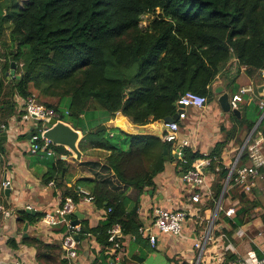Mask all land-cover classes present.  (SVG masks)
I'll use <instances>...</instances> for the list:
<instances>
[{"label":"trees","instance_id":"1","mask_svg":"<svg viewBox=\"0 0 264 264\" xmlns=\"http://www.w3.org/2000/svg\"><path fill=\"white\" fill-rule=\"evenodd\" d=\"M7 22V41L0 42L1 117L11 116L13 98L33 95L81 132L78 149L83 155L88 150L101 152L91 153L98 160L80 163L98 171L75 178L71 190L62 194V200L68 196L77 203L75 188L84 187L94 206L105 211L95 228L83 222L79 236L86 231L106 249L113 225H119L123 235L137 232L128 204L133 202L135 209L143 192L154 186L167 162L164 150L182 174L196 160L209 158L206 173L213 177V199L218 200L229 173L221 165L225 141L215 144L207 156L185 148L176 160L170 156L174 142L126 135L115 118L121 114L131 125L145 126L172 117L186 92L210 102L212 84L233 63L250 75L263 72L264 0H0V36ZM11 61L15 74L6 77ZM261 78L264 82V74ZM245 106L240 119L232 117L249 133L263 111L256 107L249 120L244 113L251 105ZM37 124L34 133L44 122ZM101 125L105 130L95 132ZM258 128L264 129V118ZM53 151L55 160L43 178L46 184L63 176L67 169L60 158L72 155L60 146H53ZM240 160L247 163L246 150ZM261 172L264 175V168ZM233 178L224 193L240 204L227 219L231 229L243 224L259 204L256 192L250 200L234 186ZM42 216L22 212L19 221Z\"/></svg>","mask_w":264,"mask_h":264},{"label":"crops","instance_id":"2","mask_svg":"<svg viewBox=\"0 0 264 264\" xmlns=\"http://www.w3.org/2000/svg\"><path fill=\"white\" fill-rule=\"evenodd\" d=\"M233 68L234 63L212 84L213 99L207 101L204 109L198 110L192 107L183 109L185 118L177 122L176 147L170 153L172 159L178 160L180 157L177 155L174 157L173 154L177 149L185 148L207 156L215 144L225 141L221 165L230 169L237 159L238 166L246 164L240 160L239 154L249 134L245 132L244 125L240 126L233 119H226L229 114L234 115L221 110L217 100L219 94L215 91L221 89V93H227L230 97L239 88L251 85L257 97L264 98L256 92V87L264 85L261 80L263 73L250 75L246 69ZM232 80L234 86L230 84ZM254 99L257 100L256 97ZM13 102L15 107L10 117L3 119L0 114V132L6 133L5 136L0 135V264L20 262L25 264H215L218 259L224 262L242 259L250 252L258 258L264 256L263 207L252 208L250 212L253 211L254 214L250 215L249 212L245 215L243 224L231 229L227 219L233 218L240 208L238 201L225 197L222 192L218 200H214L213 177L207 173L209 192L205 188L184 183L183 174L177 172L176 161L172 160L167 161L163 172L155 176L154 186L143 192L135 209L133 202H129L128 212H134L139 229L152 224L156 208L167 211L182 210L187 217L179 237L156 233L155 244L152 246L137 231L134 234H122L119 238V249L112 250L111 246L104 249L86 231L81 236L79 234L83 222L88 228H95L103 219L105 211L96 208L93 203H85L79 199L77 203L73 202L74 216H71L73 223H79V230L74 234L77 242L76 256L70 261L66 260L62 249L65 229L61 226H47L41 222V219L45 214L55 212L63 201L62 194L66 190H71L75 178L91 177L94 170L98 171L80 163L98 160L99 158L91 153L98 155L101 152L88 150L86 155L81 153L79 161L72 153L71 156H62L60 160L63 165L65 164L64 168L66 167L67 171L63 172V176H59L57 182L52 180L47 184L44 183L43 178L50 171V161L53 158L41 152H31V143L27 135L34 134L33 130L38 128V124L24 118L23 104L19 97L13 98ZM247 103L259 109L255 102L246 101L239 107L240 116H234L236 119L241 118ZM117 122L127 124L121 114L115 118L116 126ZM232 122L236 125L230 129ZM44 128L45 125L41 129ZM79 133L81 139L82 134L80 131ZM236 152V157L232 158V154ZM6 180L10 181L9 187L3 185ZM227 185L225 181L224 191ZM79 188L87 191L80 186H76L75 190ZM229 188L231 189V185L227 190ZM252 191L256 192L257 198L261 195L264 201V182L257 183ZM133 192V190L128 192L132 198L135 196ZM230 208L235 211L229 217L225 212ZM32 211L34 214L31 213ZM22 212L34 218L40 214L43 216L22 222L19 221ZM25 224L27 226L24 231ZM207 232H210V241L205 244L199 256L200 251L194 245L196 242L200 243ZM200 244L203 245L202 242ZM45 245L59 250H48L44 248Z\"/></svg>","mask_w":264,"mask_h":264},{"label":"built area","instance_id":"3","mask_svg":"<svg viewBox=\"0 0 264 264\" xmlns=\"http://www.w3.org/2000/svg\"><path fill=\"white\" fill-rule=\"evenodd\" d=\"M264 74V71L262 72ZM254 97L257 98V105L262 110L261 120L264 118V98L257 97L255 89L249 85L241 87L239 90L229 97V108L230 110H239L240 105L246 101L252 100ZM24 118L37 122H44L46 118H53L57 121L60 120V114L55 112L53 109L45 107L43 104L37 102L36 98L28 96L22 100ZM179 104L184 107H192L198 110L205 108L207 99L203 96L194 94L192 92L184 93L179 100ZM67 114V112H65ZM185 118L183 112L178 114L177 121L166 124L167 131L163 134L162 141L167 143L176 142L178 134L179 120ZM260 120V122H261ZM259 122V123H260ZM259 123L253 127V132L247 138L243 151L247 153V163L244 165H237V162L232 165L229 169V173L226 179L228 184L232 175H234L233 182L242 193L251 194L252 190L256 188L257 183L264 182V175L261 170L264 168V129H259ZM45 129H39L37 133L31 134L30 150L32 153L41 152L47 157L55 156L53 151V145L51 141L43 137V131ZM251 132V131H250ZM242 151V152H243ZM177 157L182 156V150L176 151ZM211 160L209 158H203L196 160L189 171L182 175L184 183L193 185L198 188H205L209 192L207 185L206 168L210 166ZM4 187L10 186V181L6 180L3 183ZM80 200L85 203H93L92 197L89 193L81 188L78 189ZM264 196V191H263ZM74 211V203L71 197H65L63 202L53 213L45 214L41 222L50 227L61 226L65 229V233L62 239V249L66 260L70 261L76 256L77 242L74 236L75 232L79 230L78 225H73L71 216ZM234 209H227L225 212L226 216L234 214ZM109 212V210H108ZM186 213L182 210L167 211L164 209L156 208L153 213V222L150 226L140 227L137 231L138 234L146 238L149 243L154 246L156 240V233L179 237L183 228V224L186 220ZM108 242L111 244L112 250H117L120 247L119 238L121 237V228L119 225H113L109 232ZM210 241V232H207L200 240L203 245L199 242L195 243V247L199 249V256L202 254L205 244ZM201 245V246H200ZM25 264V263H16ZM215 264H264V256L258 258L254 253L250 252L242 259L230 260L224 262L218 259Z\"/></svg>","mask_w":264,"mask_h":264},{"label":"water","instance_id":"4","mask_svg":"<svg viewBox=\"0 0 264 264\" xmlns=\"http://www.w3.org/2000/svg\"><path fill=\"white\" fill-rule=\"evenodd\" d=\"M14 74H15V65L11 61L10 69L6 73V77L14 76ZM215 92L217 94H219L217 100H218V103L220 105L221 110L225 113L231 112L234 116L239 117L240 116L239 110H230V108H229L228 94L227 93H221V89H217ZM256 92L259 95L264 96V85H260V86L256 87ZM178 107L179 108L177 110V113L174 116L165 118L163 120H158L152 124H148L145 126H134L128 122H127V124H120L119 122H117V127L123 133H125L126 135H129V136H135V137L149 136V137H155V138L162 140L163 134L168 130L166 127V124L177 121L178 114L180 112H183V109L185 108L184 106H182L180 104H178ZM261 117H262V115H261ZM261 117L259 118L258 122L260 121ZM258 122H257V124H258ZM35 123H37V121H35ZM44 125L46 127V128H44L45 130L43 131V137L44 138L51 141V143L55 146H60V147L66 148L70 153H72L74 155V157L77 161H79L81 159V152L79 151L78 146H77V144L80 140L79 131L73 129L70 124H67L63 121H57L53 118H46L44 120ZM103 130H105V126L101 125L100 127H98L95 130V132H100ZM252 132H253V129L249 133L248 137L251 135ZM0 135L5 136L6 135L5 131H1ZM27 138L28 139L31 138V133L29 135H27ZM245 143H246V141L242 145L239 156L241 155V153L243 151ZM175 155H176V153L173 154L174 157H175ZM164 159L166 161L169 160L167 150H164ZM237 160H235V162L233 163V166L237 162ZM224 189H225V187H223L222 193H224ZM25 212L30 213L28 211H25ZM31 213L34 214L33 211ZM73 225H79V223L74 222ZM26 226H27V224H25V226L23 228L24 231L26 230Z\"/></svg>","mask_w":264,"mask_h":264},{"label":"rangeland","instance_id":"5","mask_svg":"<svg viewBox=\"0 0 264 264\" xmlns=\"http://www.w3.org/2000/svg\"><path fill=\"white\" fill-rule=\"evenodd\" d=\"M9 25H10V23L9 22H7V23H5L4 25H3V33H2V35L0 36V42L1 41H3V42H5V41H7V34H8V31H9ZM142 25H146V19H145V21L142 23ZM231 86H234V82L232 83V85ZM255 102L256 104H257V100H255L254 98L251 100V102ZM241 106V105H240ZM255 106L254 105H251L249 108H248V110H246V112L244 113V116L247 118V119H253L254 117H255ZM226 119H234L233 117H232V115L231 114H229V116H227V118ZM234 125H236L235 123H233L232 122V126H231V128L230 129H232V127L234 126ZM229 129V130H230ZM245 132L247 133V131L245 130ZM250 133V132H249ZM248 133V134H249ZM243 141V140H242ZM236 155H237V152L236 153H234V154H232V158H234V157H236ZM224 193H225V191H224ZM224 195V194H223ZM249 195V198L251 199V194H248ZM257 200H258V206H260V207H263V209H264V201H263V198H262V196L260 195V196H258V198H256ZM251 214H254L253 213V211H251L250 212V215ZM261 219H262V216H261Z\"/></svg>","mask_w":264,"mask_h":264}]
</instances>
